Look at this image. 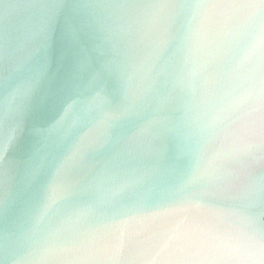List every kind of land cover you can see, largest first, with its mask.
<instances>
[{
  "label": "water",
  "instance_id": "obj_1",
  "mask_svg": "<svg viewBox=\"0 0 264 264\" xmlns=\"http://www.w3.org/2000/svg\"><path fill=\"white\" fill-rule=\"evenodd\" d=\"M0 264H264V0H0Z\"/></svg>",
  "mask_w": 264,
  "mask_h": 264
}]
</instances>
